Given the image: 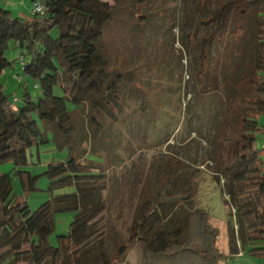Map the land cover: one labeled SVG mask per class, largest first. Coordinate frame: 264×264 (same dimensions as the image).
Instances as JSON below:
<instances>
[{"label": "trees", "instance_id": "1", "mask_svg": "<svg viewBox=\"0 0 264 264\" xmlns=\"http://www.w3.org/2000/svg\"><path fill=\"white\" fill-rule=\"evenodd\" d=\"M35 1L45 12L31 13L28 19L0 9V74L10 64L4 52L13 42L27 56V62L22 57L24 76L41 91L34 102L25 90L13 111L0 83V164L24 167L28 149L53 140L59 148H68L69 158L46 167L48 190L73 187V191L31 211L26 202L13 197L11 176L0 174V264L121 263L132 247L140 249L141 264H220L225 254L218 229L195 204V170L178 159L137 205L126 242L113 254L104 249L99 222L106 208L102 193L111 180L106 167L111 147L103 134L106 126L119 122L125 93L123 72L112 69L100 51L111 6L103 0H31L32 4ZM262 7L264 0H218L206 18L209 30L199 41L194 59L200 95L215 94L226 113L238 99L243 119L253 123L241 129L213 171L229 209V256L240 251L264 255V147L254 146V136L264 135ZM54 28L55 39L50 36ZM247 33L249 39L240 43V36ZM54 86L62 88L63 96L53 95ZM136 90L140 109H152L145 93ZM81 114L88 127L76 123ZM33 115L43 123L44 132ZM172 136L166 138L167 145ZM86 152L97 155L99 162L82 160ZM16 173L24 193L35 191L38 176ZM66 211L75 213L69 232L57 236V246H52L54 212Z\"/></svg>", "mask_w": 264, "mask_h": 264}, {"label": "rangeland", "instance_id": "2", "mask_svg": "<svg viewBox=\"0 0 264 264\" xmlns=\"http://www.w3.org/2000/svg\"><path fill=\"white\" fill-rule=\"evenodd\" d=\"M103 1L111 6V17L103 27L100 51L112 69L123 72L125 91L124 109L117 116L119 122L106 126L103 134L106 145L109 143L111 147L107 156L110 162L106 163L111 180L102 193L106 208L99 222L104 249L113 254L119 244L126 242L137 205L158 187L164 179V169L175 166L176 159L195 170V204L210 216L211 224L219 232V246L224 249L229 209L213 171L231 141L243 127L253 123L243 119L237 108L238 99L231 102V112L226 113L220 98L210 92L202 96L196 86L195 54L199 41L209 30L206 18L218 0ZM31 5V0H0V9L23 19L30 18ZM50 36L54 39L58 36L56 28ZM248 39V33L239 38L240 43ZM4 55L10 64L0 74L3 93L9 99H20L26 90L36 102L41 98V91L23 74L22 57L27 62L25 51L10 42ZM135 87L145 93L152 109H140ZM53 95L63 96L62 88L54 86ZM32 118L44 132L43 123L36 115ZM75 121L88 127L82 114ZM47 133L51 139V131ZM171 133L173 136L167 145L165 140ZM254 137V146L264 147V135L257 133ZM68 158V148H59L51 140L47 145L28 149L24 167L17 168L12 162L1 163L0 174L11 176L13 197L26 202L33 211L53 197L73 191V187H66L50 192V181L43 175L48 165ZM81 159L99 162L97 155L88 152ZM17 170L38 176L35 191H22ZM74 215L72 211L54 212V230L49 238L52 246H57V236L68 234ZM141 260L140 249L132 247L123 262L113 260V264H141Z\"/></svg>", "mask_w": 264, "mask_h": 264}, {"label": "crops", "instance_id": "3", "mask_svg": "<svg viewBox=\"0 0 264 264\" xmlns=\"http://www.w3.org/2000/svg\"><path fill=\"white\" fill-rule=\"evenodd\" d=\"M223 253L225 254V258L220 264H264V255L252 256L240 251L237 255L229 256L226 247L223 249Z\"/></svg>", "mask_w": 264, "mask_h": 264}, {"label": "built area", "instance_id": "4", "mask_svg": "<svg viewBox=\"0 0 264 264\" xmlns=\"http://www.w3.org/2000/svg\"><path fill=\"white\" fill-rule=\"evenodd\" d=\"M45 12V8L43 7L42 4H40L38 1L33 2L32 7H31V13L32 14H43ZM18 102V99L16 97H13L11 99V109L13 111L16 110V104Z\"/></svg>", "mask_w": 264, "mask_h": 264}]
</instances>
